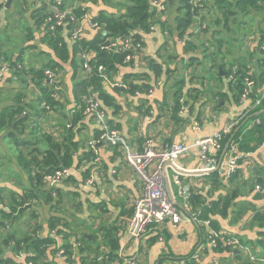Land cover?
Wrapping results in <instances>:
<instances>
[{
    "label": "trees",
    "instance_id": "16d2710c",
    "mask_svg": "<svg viewBox=\"0 0 264 264\" xmlns=\"http://www.w3.org/2000/svg\"><path fill=\"white\" fill-rule=\"evenodd\" d=\"M14 1H17L16 6L27 7V1L30 0H10L9 3H3L2 0L0 2V10L3 9L9 12L13 7L12 2ZM61 1L63 6L73 9L76 18H78V26H83L88 21V19L84 18L85 14L89 16L91 21L97 22L98 25L94 28L96 34L89 39L84 36L83 32V38L72 40L71 30L76 23L71 19H68L64 26L52 32L46 22V17L50 13L49 6L46 5L45 0V5L41 3L39 7L32 11V16L36 25L43 31L41 39L48 43L55 57L50 58L46 63L38 67L33 64L30 67L26 66L23 53L28 47L21 46V48L17 46V48H21L17 57L13 52L9 51L10 48L6 45V42L8 44L9 42L4 34L8 32L7 29L11 24H8L4 30L0 29V43L5 40V43L0 47V65L5 64L7 66V70L0 82L9 73V80L17 81L21 85L20 88L18 87L19 91L17 94L14 95V103L0 109V132H6L5 137L12 141V146L8 148L13 154L10 161L15 158L18 167L14 165L8 171V181L15 183L17 189L8 186L0 187V264H56L53 263L52 258L59 252L60 248L65 249L62 255L64 264H137V258L133 260L127 258L128 263L124 262L125 259L118 254V239L114 235L110 233L107 235L109 236L108 238L103 235L101 238L102 243L99 236L102 230L91 231L93 237L90 238V236H86L77 230L72 219L69 221L63 217L51 216L47 219L50 231L47 237H41L39 231L42 227L40 225H30V221L29 225L32 231L31 228H28L22 235H18L14 224L29 208L35 218L41 216L38 208L43 202L60 206L64 194L57 186V194L53 195V189L47 186L46 180V176L55 170L61 167H71L76 170V173L64 182H71L74 185L81 182L86 185V180L90 176L92 167L98 164L96 157H99L98 154L94 153L89 141L98 140L100 135L106 130L105 126L110 129H117L120 132V129L117 128V119L109 118L107 109L109 107L114 111L120 106L116 99L108 93V88L105 85L111 87L119 94L122 91L131 93L135 98H141L144 93L148 94L149 90L153 88V86L149 87L150 84L148 82L135 83L128 76L118 79L117 74L119 67L132 63L133 54L143 48L145 32L154 30L157 23L165 25L166 22L160 18V15H163L167 9L172 8L177 3L176 5L183 13L177 16L174 29L177 36H179V42L181 38H186V44L183 46L184 56L187 53L198 50L199 47L206 46V49L208 48L209 50L210 47H214L213 51L207 55V59L210 63L211 61L213 62L211 64L212 67L217 68L220 65V61H216V55L222 52L223 45L236 42L237 36L235 37L234 35L236 32L239 33L248 23L249 28H247V31L251 32L245 36L244 40H239V42L245 44L246 38L252 37L249 39L250 41H253L254 37L256 40L260 38L258 47L260 52L263 53L264 59V49L262 48L264 25H262L263 22L253 24L255 19L264 15V0H207L203 6L197 5L194 0H159L161 4L166 6L163 10L154 5L153 0H110L114 2V5H118L117 8L113 5V11L100 9L98 13L93 15L90 7L85 2L98 3L99 0ZM200 22H205L206 26L203 27V23ZM17 24L20 25V23ZM233 24L236 25L233 26ZM23 27L25 28L24 31L30 33L25 36L24 42L32 40V28L26 27V24ZM199 27L201 28L198 30ZM166 33L170 35L172 30ZM127 35H132L133 38L131 47L127 51L101 49V46L111 39ZM188 59L192 62L196 58L190 57ZM86 62L92 67L91 72L84 67ZM245 62L240 58L227 62L223 58L221 64L224 71H227L230 82H234V88L237 91L234 99L236 103L239 102L240 96H242L246 88L247 79L255 81L254 91L249 98L252 104L264 87V69L259 75L250 73L249 64L247 61ZM152 64L155 66L156 75L154 79L156 81L164 73L163 65L155 62H152ZM100 65L106 68L103 74H107L109 80L105 79L102 73L99 72L98 67ZM226 66H228V69ZM64 67L72 73L71 87H69L65 78ZM48 69L55 74L52 79L46 75V70ZM158 81L160 80H157L156 83ZM112 82H121L126 85H111ZM186 83L185 76L174 82V86L178 88L176 89L172 107L176 118H178V115L183 117V114L179 111L182 103H186V99L184 100L186 97L184 95ZM32 89L33 93H35L34 98L27 101V96L28 94L30 96L32 93L30 90ZM88 98H93L97 101L99 108L86 113ZM68 104H73L70 110L66 109ZM147 105L148 103H143L137 106L136 109H139L142 113V108L147 107ZM263 109L264 100L260 106L248 109L249 111L243 112V114L241 113L238 124L231 131L221 133V149L217 152L218 159H220L222 151L234 131L247 119L248 121L245 125L234 136L227 153L230 154L232 149H234L231 156L237 155L240 157V166L247 153H252L259 148L264 142V113L255 117H251V115ZM59 111L62 112V119L60 120L59 117L58 120L52 121L50 116L54 112L59 114ZM97 111L103 113L102 119ZM49 114L51 115L49 116ZM88 116L95 120L97 124L93 130L92 137L76 139V136L82 130V121ZM252 122L253 126L249 128ZM148 139L150 137H147L145 141ZM126 142L128 143L127 140ZM174 142L179 141H171L170 143ZM99 143H96L97 147ZM109 143L112 144V142ZM80 146L84 148L81 154L79 152ZM119 146L116 147L119 148ZM0 154H2L0 155V158H2L4 154ZM5 155L8 154L5 153ZM123 160L129 165L125 156ZM99 165L102 166L101 158ZM239 166L230 176L228 173L222 174L223 178L228 179L230 183H234L241 171ZM101 170L102 167L99 168L98 173ZM219 173L215 171L208 175L211 184L217 187L223 185V180ZM257 185L261 186L259 190L264 189V180L258 179L257 184L255 182V188H257ZM143 189L144 183L142 182L141 194ZM75 195L76 193H73V196ZM229 196L231 195L204 201L201 194L196 195L191 190L189 191L187 202L191 209L199 212L201 220L210 221L209 225L198 226L202 232L203 230H206V232L207 230L227 231L221 229V223L215 216L217 213L227 215V210L232 203ZM74 201L75 206L83 205L81 202ZM185 210L184 208L180 212ZM133 212H131L129 218ZM164 222L150 223L136 240L141 241L149 226H159ZM254 223L263 229L260 232V238L255 241L245 239L238 233H229L238 236L244 245L251 246L256 255L264 256V209L256 210ZM126 227L128 232V226ZM52 230L54 233H52ZM58 236L63 237L60 244L57 240ZM73 236L75 238L71 241ZM201 236L205 239L204 234H201ZM221 243L223 242H219L218 246L213 248L214 251H232L235 258L243 260L241 264H264V262L250 261L245 253L243 254L238 248L232 246L223 248L220 245ZM104 247H107V249ZM235 249H238V252ZM8 250L12 252V255L8 254ZM76 254H80L79 260H75ZM179 260L185 261V264H199L194 257L193 251L185 258Z\"/></svg>",
    "mask_w": 264,
    "mask_h": 264
},
{
    "label": "crops",
    "instance_id": "0c3cea01",
    "mask_svg": "<svg viewBox=\"0 0 264 264\" xmlns=\"http://www.w3.org/2000/svg\"><path fill=\"white\" fill-rule=\"evenodd\" d=\"M91 2L88 1L87 6L90 7L92 15L98 13L100 9L114 10L112 8L114 2L110 0H99L98 3ZM41 3L44 4L45 0H30L27 1L28 6L25 7L24 24L26 27L32 28L33 39L24 42L25 36L30 34L25 31L20 47H28L23 53L25 64L28 67L32 64L42 65L50 58L55 57L48 43L41 39L43 31L36 25L32 16V11ZM176 4L167 9L163 15H160V18L166 22L164 26L157 23L154 30L145 32L143 48L133 54L132 63L119 67L117 74L118 79L128 76L130 80L138 84L148 82L149 87H154L153 93H144L141 98H135L131 93L122 91L119 94L105 85L108 88V93L116 99L120 106L114 111L107 107L108 117L117 119V128L120 129L121 135L135 149H141L147 137L153 138L154 145L158 149L164 148L171 141H182L190 145L178 160L179 165L187 171L179 174L171 166H168L167 170L164 171L169 178L170 190L180 211L184 209L182 186H188L196 195L201 194L204 201L231 195L229 197L232 203L227 210V215L217 213L215 218L220 221L221 229L238 233L245 239L255 241L260 238V232L263 231L254 223V216L256 210L264 209V189L255 188V182L257 184L258 179L264 180V142L256 151L244 156V161L239 166L241 171L234 183H230L228 179L222 176V174H227L226 161L234 149L230 154L227 153L220 168L216 170L220 172L223 180V185L219 187L212 185L208 178V175L213 172H197L202 170L204 163L201 159L200 150L194 143L201 137L231 131L238 124L240 114L248 111L251 99L244 103L241 102L240 96L238 103L234 101L235 95H237L234 82H230L229 75L227 71H224L221 63L223 58L227 62L240 58L244 62H248L250 73L259 75L264 69L263 53L258 47L260 38L256 40L254 37L253 41L249 40L252 37L246 38L245 44H243L239 42L243 38L237 36L236 42L225 44L222 52L216 55V61H220L217 68L212 67L213 62L210 63L207 59V55L213 51L214 47H210V50L206 49V46L199 47L198 50L184 56L183 45L179 42V36L174 29L176 18L183 11ZM16 5L17 1L12 2L13 7ZM19 12L21 11L19 10ZM7 16L6 10H0L1 30L16 21L7 18ZM254 22L253 24L263 22L262 25H264V15L255 19ZM83 26L84 36L91 39L96 34L95 29L88 22H85ZM254 26L258 27L257 25ZM169 30H172V34L167 35L166 32ZM13 53L16 57L19 55V51ZM43 55L45 58L41 61L40 58ZM190 57L196 59L190 62L188 59ZM152 62L163 65L164 73L157 79L162 81L161 85L155 84L157 80L154 79L156 73ZM220 67L223 70H220ZM226 68L228 69V66ZM64 75L69 87H71V71L65 68ZM9 76L10 74L7 73L0 82V109L14 103V95L21 87L17 81H10ZM182 76H185L187 80L184 100L186 99L185 105L188 107V112L183 113L182 108H180L179 112L183 114V117L178 115L176 118L172 107L178 88L174 86V81ZM17 88L18 90H16ZM30 91L32 93L30 96L28 94L27 101L34 98L33 89ZM143 103H148V105L142 108V114L136 107ZM72 106L73 104H68L66 109L70 110ZM61 115L62 112L59 111V114L54 112L50 117L52 121L58 120L59 117L61 120ZM194 120L201 124L199 130L193 128ZM82 122V130L76 139L92 137L93 130L97 126L95 120L91 119L90 116L85 117ZM251 126H253V122L249 128ZM5 134L6 132H0V148L4 147L5 153L13 157L12 152L8 150L12 146V141L6 138ZM98 147L102 170L98 173L96 184L94 186H86L81 182H78L77 185L71 184V182L58 184V188L64 194L60 206L43 202L38 208L41 223L38 222L35 225L42 227L40 231L38 230L41 237H47L50 234L47 219L51 216L63 217L69 221L75 217L74 219L79 222L74 223L77 230L86 236H90V238L93 237L91 231L94 232L99 229L102 230L99 233L100 242H102L103 235L107 236L110 233L114 235L118 239V254L125 259V263H128L127 258L130 260L137 258V264H185V261L179 259L185 258L192 251L199 264H215L216 258L217 264L242 263L243 260L235 258L232 251H214L206 239V230L202 232L198 227L200 224L197 225L193 222L182 221L174 224L167 219L159 226H149L141 241L133 239L127 232L126 226H128L129 216L133 212L134 200L141 194L142 180L133 168L125 163L123 160L124 153L119 148L109 141L99 143ZM83 150L84 148L80 146V154ZM15 160L13 158L10 162L12 167L14 165L17 167ZM9 170L11 169L6 166L5 171ZM3 176L0 173V187L8 186L17 189L15 183L8 181L9 178L3 179ZM176 176L179 177L181 183H176ZM73 193L76 195L73 196ZM74 200L83 205L75 206ZM77 210L80 211L76 212ZM222 210L224 211L223 207ZM31 211L30 208L25 211L24 215L14 224L18 235H22L27 230L29 225L27 219L31 216L35 218ZM52 233H54L53 230ZM201 234H204L205 239L202 238ZM62 238V236L57 237L59 244ZM74 238L75 236L71 238V241ZM104 248L107 249V247ZM106 249L104 250L106 251ZM8 254L12 255V252L8 250ZM79 256L80 254H76L75 260H79ZM52 261L56 264H64V258L58 253L55 254Z\"/></svg>",
    "mask_w": 264,
    "mask_h": 264
},
{
    "label": "built area",
    "instance_id": "2783aa9c",
    "mask_svg": "<svg viewBox=\"0 0 264 264\" xmlns=\"http://www.w3.org/2000/svg\"><path fill=\"white\" fill-rule=\"evenodd\" d=\"M197 2V5L203 6L207 0H194ZM153 4L158 6L160 10H163L166 6L160 3L159 0H153ZM46 5L49 6V15L46 17V22L49 24L52 32H55L59 27L64 26L67 23L68 19L73 20L76 24L71 30L72 40H80L83 38V26H78V18H76L73 9L71 7L63 6L61 0H46ZM84 18L88 19V24L95 28L98 23L93 22L89 19L87 14L84 15ZM203 27L206 26L205 22ZM201 27L198 28V30ZM133 38L132 35L127 36H118L114 39H111L107 43L101 46L103 50H114V51H127L132 44ZM180 43L184 46L186 44V38H181ZM264 49V42L262 44ZM129 58V57H128ZM84 67L87 71L91 72L92 67L86 62ZM99 72L102 73L105 79H108L107 74H103V71L106 69L104 66L100 65L98 67ZM7 70L5 64L0 65V79L4 76ZM46 75L52 79L55 75L51 70H46ZM233 77V76H232ZM157 85H161L162 81H158ZM111 85H126L121 82L114 83ZM255 87V81L247 79L246 88L241 96V102L246 103L249 100L250 95L253 93ZM154 91L150 89L148 94H152ZM264 100V87L260 92L256 100L248 105L249 110L256 108L263 103ZM183 102V99H182ZM99 108V103L93 98H88V105L85 112L89 113L95 111ZM182 112L187 113L188 107L185 103H182ZM248 110V111H249ZM99 117L103 118V113L97 111ZM201 124L194 120L193 128L199 130ZM106 130L100 135L98 140H90L89 145L94 150L95 154H98V147L96 143H101L103 141H109L114 144V146H119V149L124 153L127 163L134 169L139 178L144 183V189L134 203V212L129 218L128 223V233L132 238H139L140 235L146 230V227L150 223L154 222H163L167 219L171 220L174 224H178L182 221L184 222H193L197 225H209V220H201L199 218V212H195L191 209V206L187 202V196L189 194L190 188L188 186H182V193L184 195V208L186 209L184 215L178 209L177 202L175 198H170L167 191V183L164 174V166L167 161H172L179 165V158L188 150L190 145L185 142L179 141L170 144H166L162 149H156L154 141L152 138L143 142L142 149H135L131 147L126 140L121 136L120 132L117 129H110L105 126ZM221 133H217L212 136H205L198 138L194 145L197 146L200 150L201 159L203 161L202 169L212 170L215 169L219 163L217 157V152L221 149ZM99 155V154H98ZM226 162L227 173L230 176L233 174L239 166V156L230 155ZM98 164H95L92 169L89 178L86 180V185H94L97 179V173L101 165L100 157H96ZM181 167V166H180ZM76 173V170L71 167H61L54 172L46 176L47 186L53 189V195H56V187L58 184L64 182L66 179L72 177ZM176 183H181L178 176L175 178ZM258 190L261 189L260 185H257ZM208 232V233H207ZM206 232V238L212 248L218 246L219 242H223L220 245L224 248L226 246H232L238 248L243 254L249 258L252 262H264V256H258L254 253L251 246L244 245L240 238L236 235L230 234L227 231L223 230H211ZM65 252V249L60 248L58 255L62 256ZM214 263L217 264V258L214 260Z\"/></svg>",
    "mask_w": 264,
    "mask_h": 264
},
{
    "label": "rangeland",
    "instance_id": "374dc122",
    "mask_svg": "<svg viewBox=\"0 0 264 264\" xmlns=\"http://www.w3.org/2000/svg\"><path fill=\"white\" fill-rule=\"evenodd\" d=\"M5 2H9V0H3V3ZM86 4H88V2H85ZM118 5H114L115 8H117ZM14 8V9H13ZM19 10L21 12H19ZM26 16V10H25V7H17L14 6L12 7V9L8 12V16L7 18L9 19H12V20H16L13 24L10 25V27L7 29L8 32L4 34V36L7 37V41L9 42V44L6 42V45L9 46L11 52H14V51H19L21 48L20 45H21V40L23 42V37H24V34H25V31H24V27H23V22L25 21V17ZM18 21V22H17ZM17 23H20L17 24ZM236 24H233V26H235ZM247 28H249V23L239 32L234 35L235 37L236 36H241L244 40L245 36L247 34H250L251 31H247ZM27 32V31H26ZM248 32V33H247ZM230 40V38H228ZM5 43V40H3L1 43H0V47L1 45ZM13 43V44H11ZM228 44V43H227ZM226 44V45H227ZM17 46H19L17 48ZM225 46V45H223ZM45 58V55L41 56L40 60H44ZM35 67H38L36 64L34 65ZM175 82V81H174ZM23 90V89H22ZM0 153H3L4 155L2 156V158H0V173H2V175H4L2 178L3 179H8V171H5V168L6 166H9L10 165V158L11 156L9 155H5V148L2 147L0 148ZM2 155V154H0ZM9 168H12V166L10 165ZM183 168V167H182ZM29 216V215H28ZM41 216H38L36 218H32V216L27 219L30 221V225H35L36 223H38L41 219ZM40 219V220H39ZM73 222L74 223H77L76 219L72 218ZM40 223V222H39ZM30 225L27 226V229L28 228H31ZM31 231H32V228H31Z\"/></svg>",
    "mask_w": 264,
    "mask_h": 264
},
{
    "label": "water",
    "instance_id": "95a60500",
    "mask_svg": "<svg viewBox=\"0 0 264 264\" xmlns=\"http://www.w3.org/2000/svg\"><path fill=\"white\" fill-rule=\"evenodd\" d=\"M9 2H10V0H9ZM9 2H8V3H9ZM220 70H223V69L220 67ZM262 113H264V109H263V110H260V111H258V112H256V113L253 114V115H251V117L258 116V115H260V114H262ZM249 119H250V118H249ZM247 121H248V119L245 120V121L242 123V125H240V126L234 131V133L232 134L231 138H230L229 141L226 143V145H225V147H224V149H223V151H222V154H221V157H220V159H219V163H218L217 167H216L215 169H212V170H204V169H202V170H198L197 172H201V173H211V172H214V171H216V170H218V169L220 168V166H221V164H222V161H223V159H224V157H225V155H226V153H227V151H228V149H229V147H230V144H231V142H232L234 136H235L236 133L240 130V128H241L242 126L245 125V123H246ZM168 166L173 167V169H174L176 172H178L179 174H183L185 171H187V170H185L184 168L178 166V164H176V163H174V162H172V161H167V162H166V164H165V166H164V171L167 170V167H168ZM164 174H165V172H164ZM165 178H166L167 191H168V193H169V197H170V198H174L173 195H172V192H171V190H170L169 178H168V176H167L166 174H165ZM235 251L238 252V249H235Z\"/></svg>",
    "mask_w": 264,
    "mask_h": 264
}]
</instances>
